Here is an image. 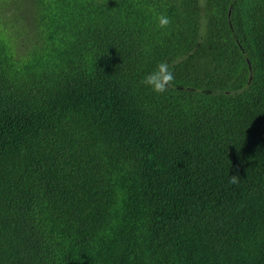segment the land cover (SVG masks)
Segmentation results:
<instances>
[{"label":"trees","instance_id":"trees-1","mask_svg":"<svg viewBox=\"0 0 264 264\" xmlns=\"http://www.w3.org/2000/svg\"><path fill=\"white\" fill-rule=\"evenodd\" d=\"M13 1L0 264H264V0Z\"/></svg>","mask_w":264,"mask_h":264},{"label":"clouds","instance_id":"clouds-1","mask_svg":"<svg viewBox=\"0 0 264 264\" xmlns=\"http://www.w3.org/2000/svg\"><path fill=\"white\" fill-rule=\"evenodd\" d=\"M0 21L9 22L10 24H16L12 19V11L9 10V13L6 14L4 18H1ZM170 23V20L167 16L159 17V26L165 27ZM173 79L172 73L169 71L167 65L160 64L157 69L151 73H148L144 79L143 84L148 86L151 90L155 92H163L166 89V83ZM240 182L239 175H231L229 183L238 184Z\"/></svg>","mask_w":264,"mask_h":264},{"label":"rangeland","instance_id":"rangeland-1","mask_svg":"<svg viewBox=\"0 0 264 264\" xmlns=\"http://www.w3.org/2000/svg\"><path fill=\"white\" fill-rule=\"evenodd\" d=\"M11 6H12V19H13V21L18 25L22 22H24L25 25L28 24L29 23V15H30L29 11H27L24 8H21L19 6V2H17V1L11 0ZM8 13H9V10L6 12V14H8ZM6 14L2 15L1 18H4L6 16ZM0 27L3 28L1 21H0ZM22 48L26 49L27 46H24ZM28 51L29 50H25V52L27 54H28Z\"/></svg>","mask_w":264,"mask_h":264}]
</instances>
